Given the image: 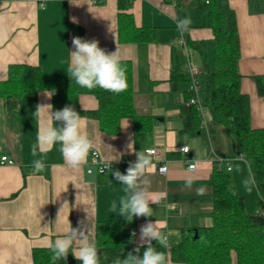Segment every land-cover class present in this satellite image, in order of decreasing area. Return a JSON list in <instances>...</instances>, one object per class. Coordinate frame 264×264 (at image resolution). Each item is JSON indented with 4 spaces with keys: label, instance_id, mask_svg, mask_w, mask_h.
<instances>
[{
    "label": "crops",
    "instance_id": "obj_1",
    "mask_svg": "<svg viewBox=\"0 0 264 264\" xmlns=\"http://www.w3.org/2000/svg\"><path fill=\"white\" fill-rule=\"evenodd\" d=\"M118 0H45L43 7L28 0H0V81L6 79L10 65L23 64L41 69L48 81L65 80L73 37L96 40L106 53H117L121 61L132 65V106L138 116L150 117L152 128L134 132L129 118L120 120L116 135L100 131L98 122L89 116L85 131L94 140L101 160L120 154L112 170L122 174L137 155L155 149L153 167L148 177L152 199L166 198L150 204L152 217H139L133 224L134 242L139 243L140 228L149 221L168 235L170 244L180 240L184 228L210 227L212 186L210 173L217 157L224 160L218 168L229 173L237 194L244 202L245 212H256L263 206L256 189L245 191L242 181L250 173L240 158L236 144L226 128L213 122L206 112L203 120L196 114L182 112L189 96V80L172 86L170 73L180 65L178 41L212 45L211 31L201 26L193 0H129L128 12L137 28L157 29L151 43H119L117 40ZM201 1V0H200ZM256 7L247 0H214L219 12L232 11L239 36L240 55L237 71L240 92L248 98L250 126L264 129V96L258 94L257 79L264 83V0ZM191 18L190 30L177 28L180 14ZM184 33L185 37H184ZM192 50H195L192 48ZM196 51V50H195ZM207 59V58H206ZM192 65L202 71L201 65ZM207 62V61H206ZM209 68L212 62H207ZM182 67L185 69V59ZM45 91L26 93L19 99H0V261L3 264H32V250L47 248L72 228H86L95 243L97 222L117 219L110 206L125 195L123 186L111 173L98 174L88 162L78 171L68 168L55 145L50 151L34 157L39 120L34 117L38 104H51L53 111L62 110L60 95L48 100ZM79 109L88 112L97 108L93 95L78 97ZM187 108V107H186ZM57 126H59L57 122ZM187 147L184 154L181 148ZM43 159L46 167L36 172L33 162ZM195 164L189 171L187 166ZM165 165L164 175L156 172ZM92 169L91 173L86 170ZM229 168V170H227ZM193 180L191 190L184 188ZM206 188L197 195V188ZM212 224V218H211ZM71 251V250H70ZM160 251H169L160 247ZM76 260L72 253L68 254ZM178 264V263H172ZM231 264H236L234 261Z\"/></svg>",
    "mask_w": 264,
    "mask_h": 264
},
{
    "label": "trees",
    "instance_id": "obj_2",
    "mask_svg": "<svg viewBox=\"0 0 264 264\" xmlns=\"http://www.w3.org/2000/svg\"><path fill=\"white\" fill-rule=\"evenodd\" d=\"M256 7V0H247ZM199 12L201 26L209 29L213 44L212 67L206 62L204 42L186 44L195 49L202 58V71L197 78L202 103L213 122L226 128L233 138L238 153L248 167L250 175L256 181V191L263 206L254 213H246L244 202L237 194L231 175L218 168L210 173L212 186V224L210 227L184 228L180 230V240L172 243L169 249L172 263L178 264H264V129H252L248 98L240 92V74L237 62L240 55L239 36L235 15L232 11L221 13L214 0H193ZM117 40L119 43H151L156 39L157 29L153 27L137 28L132 15L128 12L129 0L117 1ZM187 14H180V19ZM184 33V37H185ZM186 39V38H185ZM180 65L170 73L169 82L175 86L188 81V74ZM127 77V90L116 95L97 88L88 91L78 86L69 76L65 80L48 81L42 77L39 67L15 64L7 69L6 79L0 81V99H19L26 93L55 89L60 95L62 109L71 106L81 116H89L98 122L100 131L107 135H116L120 130V120L129 118L134 132H147L152 128V119L136 115L132 98V65L121 61ZM257 79L258 94L264 96V83ZM93 95L97 108L84 112L79 109L80 95ZM182 112L197 116L193 107L186 106ZM187 107V108H186ZM233 193H236L233 195ZM133 217L128 223L123 217L97 222L95 227V245L99 250L100 264H114L117 258L124 259L137 245L134 242ZM157 251L160 246L152 241ZM144 248H141V255ZM135 254V253H133ZM50 247L32 250V264H53ZM74 264H81L73 260ZM56 264H67V260H58Z\"/></svg>",
    "mask_w": 264,
    "mask_h": 264
},
{
    "label": "clouds",
    "instance_id": "obj_3",
    "mask_svg": "<svg viewBox=\"0 0 264 264\" xmlns=\"http://www.w3.org/2000/svg\"><path fill=\"white\" fill-rule=\"evenodd\" d=\"M191 23L189 17L179 19L177 28L181 32H187L190 30ZM0 39H3V33H0ZM72 45L74 51L69 52L66 72L78 86L88 91L100 88L116 95L127 90L126 72L116 52L106 53L99 47L98 41L84 40L80 37H73ZM44 95L51 100L55 95V89L45 91ZM34 117L39 120L40 124L36 143L31 148V154L34 157L38 151L45 154L58 144L64 164L68 168L78 171L88 162L89 155L96 145L84 130L86 127L84 118L74 108L65 106L62 110L53 111L51 104H38ZM182 150L187 151V149ZM119 158V153L111 158H105L99 169L101 173H111L115 180L123 186L125 193L119 203L116 201L111 203V212L123 217L128 223L132 222L133 217H152L153 209L150 204H159L161 199L166 198V193L162 194L160 199L151 198L148 191V186L151 184L148 173L153 167L151 158L145 154L137 155L136 162L129 165L125 174L119 170H112V163L118 162ZM33 167L39 173L44 171L46 165L43 159H36ZM161 171L164 169L162 168ZM242 184L249 194L256 188V181L252 175L245 178ZM192 187L193 180L188 178L184 188L191 190ZM196 191L197 195L206 194L204 187L197 188ZM209 226H211V218H209ZM132 235L135 237L136 233L133 232ZM152 241L165 250L171 247L168 235L156 226V222L149 221L140 228L137 246L127 253L126 258H117L114 264H172L170 251H157ZM49 247L53 264H56L58 260H66L70 252L81 264H100L99 250L89 239L87 230L83 226L72 228L69 223L66 233L54 242H50ZM141 248H144L142 255ZM0 264H3V261H0Z\"/></svg>",
    "mask_w": 264,
    "mask_h": 264
},
{
    "label": "built area",
    "instance_id": "obj_4",
    "mask_svg": "<svg viewBox=\"0 0 264 264\" xmlns=\"http://www.w3.org/2000/svg\"><path fill=\"white\" fill-rule=\"evenodd\" d=\"M28 1L32 2V3H35V4H38L39 6L43 5L44 2H45V0H28ZM170 1H171V3L174 4V0H170ZM203 1H204L205 4L208 3V0H203ZM178 47L182 51L183 56L185 57V70H186V72L188 74V80H189V84H190L189 93L191 95H190L189 100L186 102V106L193 107L195 109V111L197 112L198 116L203 120L204 115L207 112V110H206V108L204 107V105L202 103V99H201V96H200V91H199L198 84H197V78L200 75V70L197 67H195L194 65L191 64V62L189 60V57H190V53H191L192 49L186 44V41H185V39L183 37L180 38V40L178 41ZM182 149H187V151H184ZM180 151L182 153H184V154H187L188 153V148L187 147H183V148L180 149ZM145 153L151 159L157 155V152L155 151V149H147V150H145ZM240 158L243 159V156L241 154H240ZM0 161H1V163H7L9 165L12 164V161L11 160H7L6 157H1ZM103 162L104 161L101 160L98 152L93 150L90 153V155H89V163H90L91 166L95 167L96 172L98 174H103V173H101L99 171V169L103 165ZM216 163L220 166L221 164H224L226 162H224V160L218 159ZM162 168L164 169V171H161ZM187 168L191 172V171H193L195 169V164H190V165L187 166ZM89 169H91V168H88L86 171L88 173H91L92 169H91V172H89ZM166 170H167V168H166L165 165H160V166H157V168H156V172L158 174H161V175H164L166 173ZM227 170H229V168Z\"/></svg>",
    "mask_w": 264,
    "mask_h": 264
},
{
    "label": "rangeland",
    "instance_id": "obj_5",
    "mask_svg": "<svg viewBox=\"0 0 264 264\" xmlns=\"http://www.w3.org/2000/svg\"><path fill=\"white\" fill-rule=\"evenodd\" d=\"M206 48H207V52H208V56H207L206 61L207 62H212V60H213V44L210 45L208 43ZM180 53H181L183 59H185V57L183 56L181 50H180ZM189 58L193 61V63H195L197 65L199 63L201 65L202 58L200 57V55H199V53L197 51L192 50L191 53H190V57Z\"/></svg>",
    "mask_w": 264,
    "mask_h": 264
},
{
    "label": "water",
    "instance_id": "obj_6",
    "mask_svg": "<svg viewBox=\"0 0 264 264\" xmlns=\"http://www.w3.org/2000/svg\"><path fill=\"white\" fill-rule=\"evenodd\" d=\"M98 254H99V252H98ZM66 260H67V264H74V261L71 257L67 256Z\"/></svg>",
    "mask_w": 264,
    "mask_h": 264
}]
</instances>
